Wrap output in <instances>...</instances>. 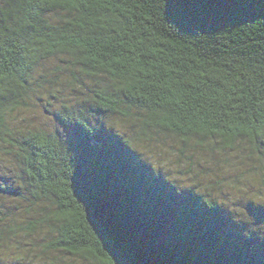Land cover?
<instances>
[{"label": "trees", "instance_id": "trees-1", "mask_svg": "<svg viewBox=\"0 0 264 264\" xmlns=\"http://www.w3.org/2000/svg\"><path fill=\"white\" fill-rule=\"evenodd\" d=\"M56 90L62 132L19 126ZM152 145L264 172V0H0V162L16 170L3 256L36 236L83 264H264L257 231L143 161Z\"/></svg>", "mask_w": 264, "mask_h": 264}, {"label": "rangeland", "instance_id": "rangeland-1", "mask_svg": "<svg viewBox=\"0 0 264 264\" xmlns=\"http://www.w3.org/2000/svg\"><path fill=\"white\" fill-rule=\"evenodd\" d=\"M60 92L63 95L71 93L70 91ZM87 92V89L82 91L84 98L82 100H85L84 105L87 104ZM42 97L44 99L42 103L39 101L32 102L29 110H23L19 113V126L56 128L61 131L59 129L61 126L57 119L52 116V112L61 111L62 105H70L71 103L62 95H58V90L49 98L44 95ZM45 109L51 113H46ZM116 127L119 128L117 125ZM119 130L120 132L125 131L122 128ZM160 139L162 143L171 145L170 136L161 135ZM148 148L150 149H139L143 161L153 164L161 175L169 176L174 182L184 180L183 182L193 187L200 184L202 186L199 188L200 190L215 193L220 198L219 200L226 205L228 213L231 214L229 216H232L239 223L251 226L253 229L248 228L257 231L264 241V227L261 220L248 210V206L257 210L254 206L257 207L258 203L264 204V172L259 164L250 161H247L248 164H242L240 154L230 151L219 153L212 151L211 148L197 147L193 151L187 149L185 157L176 151L170 152V147L167 149L156 148L152 145ZM190 156H192L191 163L188 160ZM188 169H190L189 174H187ZM15 171L14 165L0 162V188H4L6 185L13 186ZM179 174L186 175V178ZM205 186L209 188L206 189ZM1 195V200L7 205L8 198H5L4 194ZM39 238L35 236L34 239H25L22 242L21 253L16 257L10 256L11 252L7 253L6 256L0 253V264H83L61 254L46 252L41 247L43 243Z\"/></svg>", "mask_w": 264, "mask_h": 264}, {"label": "snow or ice", "instance_id": "snow-or-ice-1", "mask_svg": "<svg viewBox=\"0 0 264 264\" xmlns=\"http://www.w3.org/2000/svg\"><path fill=\"white\" fill-rule=\"evenodd\" d=\"M69 2H70V0H50V3H51V4H58V3H64V4H67V3H69ZM72 6L75 7L76 4L73 3ZM70 131H71V130H70Z\"/></svg>", "mask_w": 264, "mask_h": 264}]
</instances>
